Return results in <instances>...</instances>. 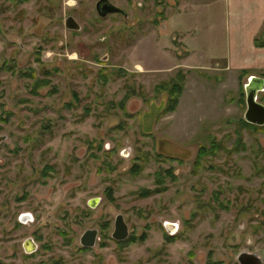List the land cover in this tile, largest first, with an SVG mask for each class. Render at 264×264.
Listing matches in <instances>:
<instances>
[{
	"label": "rangeland",
	"instance_id": "374dc122",
	"mask_svg": "<svg viewBox=\"0 0 264 264\" xmlns=\"http://www.w3.org/2000/svg\"><path fill=\"white\" fill-rule=\"evenodd\" d=\"M95 1L0 0V264H264V127L240 124L247 82L207 57L222 53L221 0H110L125 19H98ZM117 214L134 238L121 245Z\"/></svg>",
	"mask_w": 264,
	"mask_h": 264
},
{
	"label": "crops",
	"instance_id": "0c3cea01",
	"mask_svg": "<svg viewBox=\"0 0 264 264\" xmlns=\"http://www.w3.org/2000/svg\"><path fill=\"white\" fill-rule=\"evenodd\" d=\"M217 1V0H214ZM193 4V0H187ZM212 2V1H211ZM224 5L223 45L215 54L209 55L212 61L221 64V69L237 71V82H245L250 77L264 80V46L257 47L254 39H264V0H221ZM188 51L194 54L193 36L186 32ZM181 38L184 36L181 34ZM191 36V37H190ZM189 54V55H190ZM242 73V74H241ZM244 83V82H243Z\"/></svg>",
	"mask_w": 264,
	"mask_h": 264
},
{
	"label": "water",
	"instance_id": "95a60500",
	"mask_svg": "<svg viewBox=\"0 0 264 264\" xmlns=\"http://www.w3.org/2000/svg\"><path fill=\"white\" fill-rule=\"evenodd\" d=\"M109 5V4H108ZM100 7L104 13L115 12L119 10L113 5L107 6L104 0H100L96 3V8ZM70 18L66 19V26L69 28H77L76 26H70L68 24ZM264 90V80L261 78L250 77L247 83L244 85V102L245 110L243 113V120L247 123L262 126L264 125V105L257 101V92ZM3 136H0V140ZM97 231L95 229H86L79 237V244L83 247H91L94 245ZM127 236V227L123 221L121 214H117L114 218V228L111 233V237L120 240ZM236 261L238 264H262L261 259L254 253L239 252L236 255Z\"/></svg>",
	"mask_w": 264,
	"mask_h": 264
},
{
	"label": "trees",
	"instance_id": "16d2710c",
	"mask_svg": "<svg viewBox=\"0 0 264 264\" xmlns=\"http://www.w3.org/2000/svg\"><path fill=\"white\" fill-rule=\"evenodd\" d=\"M254 44L257 46V47H261V46H264V39H258V38H255L254 39ZM176 75L174 77H171L172 79V82L170 81L169 82V87L168 88H164V90L167 91L168 93V99H167V103L165 104V106L163 107L161 105V111H159V113L161 114H166L168 112H172L176 105H177V102H178V99H179V96L181 94V90H182V84H183V80H184V75H182L179 71L175 73ZM242 74V73H241ZM240 83V82H239ZM243 95H244V90H243V86L241 84H239V96L240 98H242L243 100ZM240 124L242 126H256L257 128L261 127L263 128L264 125L262 126H257V125H253V124H250V123H247L246 121H244L243 119H240ZM210 146L207 148V147H204V146H200L198 148V152H197V158H200L202 157L204 154L206 153H214V151L218 150L220 148V146L217 145V143L214 141V140H210ZM140 166L139 164H135V165H131V167L128 169V171L130 172H138L139 169H140ZM169 174H171V171L169 169H165L163 170V174L160 171H158L156 174H155V177H156V180H155V183L156 184H162V182L164 181V177L165 176H170ZM159 187L151 190V192H155V191H162L165 189V187H161L162 185H158ZM142 195H145L146 193H141ZM129 240H134L133 237H130L128 238ZM128 239L121 242L123 244L127 243L128 242Z\"/></svg>",
	"mask_w": 264,
	"mask_h": 264
},
{
	"label": "flooded vegetation",
	"instance_id": "af4514ba",
	"mask_svg": "<svg viewBox=\"0 0 264 264\" xmlns=\"http://www.w3.org/2000/svg\"><path fill=\"white\" fill-rule=\"evenodd\" d=\"M9 1H16V2H25V1H27V0H9ZM49 1V0H48ZM100 0H96L95 2H94V12H95V14L97 15V18L98 19H102V18H105L106 16H109V15H113V14H117V15H121L124 19L125 18H127V12L124 10V9H122L121 7H118V6H116V5H114L112 2H110V0H104V3L107 5V6H110V5H113L114 7H117L119 10H117V11H115V12H106L104 15H100L99 13H104L103 12V10L100 8V7H97L96 8V3H98ZM109 4V5H108ZM67 18H70V21H68V24L70 25V26H76L77 28H69V27H67L66 26V19ZM63 25H64V28L65 29H68V30H70L71 32H73V31H78L79 29H80V25H79V23L77 22V20L72 16V15H66L65 17H64V20H63ZM38 50L39 49H37V51L36 52H38ZM36 62H37V64H38V69H37V71L38 70H42V69H44L43 67H42V65H41V62H39L38 61V57L36 58ZM45 72H47V71H45ZM36 72H35V70H33L32 69V72L31 73H27V76L29 77V78H32L33 79V82H34V86H35V88L36 89H38V88H40V86H41V82H42V80L43 81H46V79H40V77H36V74H35ZM37 84H38V86H37ZM162 90H164V88L162 89ZM160 109H161V105H160V107H158V112L160 111ZM157 112V113H158ZM91 204V203H90ZM122 216V215H121ZM21 219H23L24 218V215H22L21 217H20ZM115 218V217H114ZM123 218V217H122ZM124 221V220H123ZM125 223V222H124ZM125 225H126V223H125ZM173 225H169L168 226V228H171ZM112 227L114 228V220H113V224H112ZM126 227H127V225H126ZM91 229H95V228H91ZM86 230V229H85ZM96 231H97V229H95ZM112 231H113V229H112ZM97 233H98V231H97ZM112 233V232H111ZM111 233H110V238L113 240V242L116 244V245H121V244H123V243H121V242H123V241H125V240H127L128 239V228H127V236L125 237V238H123V239H120V240H116V239H114V238H112L111 237ZM82 234V233H81ZM166 234V233H165ZM166 236H168V234L166 235ZM80 237V236H79ZM96 238H97V234H96ZM96 240V239H95ZM78 243H79V239H78ZM95 243V242H94ZM80 245V244H79ZM32 246V245H31ZM80 247L81 248H90V247H83V246H81L80 245ZM92 247V246H91Z\"/></svg>",
	"mask_w": 264,
	"mask_h": 264
}]
</instances>
